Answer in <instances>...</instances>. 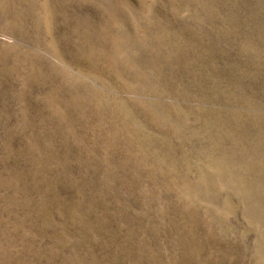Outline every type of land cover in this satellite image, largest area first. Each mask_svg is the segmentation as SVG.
I'll list each match as a JSON object with an SVG mask.
<instances>
[{"label":"rangeland","instance_id":"1","mask_svg":"<svg viewBox=\"0 0 264 264\" xmlns=\"http://www.w3.org/2000/svg\"><path fill=\"white\" fill-rule=\"evenodd\" d=\"M0 264H264V0H0Z\"/></svg>","mask_w":264,"mask_h":264}]
</instances>
